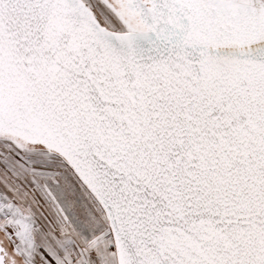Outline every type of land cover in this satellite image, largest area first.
Wrapping results in <instances>:
<instances>
[{
	"label": "snow or ice",
	"instance_id": "obj_1",
	"mask_svg": "<svg viewBox=\"0 0 264 264\" xmlns=\"http://www.w3.org/2000/svg\"><path fill=\"white\" fill-rule=\"evenodd\" d=\"M0 264H264V0H0Z\"/></svg>",
	"mask_w": 264,
	"mask_h": 264
}]
</instances>
